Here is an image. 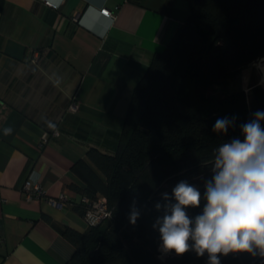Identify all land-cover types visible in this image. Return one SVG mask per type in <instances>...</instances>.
<instances>
[{
    "label": "crops",
    "instance_id": "0c3cea01",
    "mask_svg": "<svg viewBox=\"0 0 264 264\" xmlns=\"http://www.w3.org/2000/svg\"><path fill=\"white\" fill-rule=\"evenodd\" d=\"M51 1L0 6V264L67 262L61 230L92 222L72 165L91 147L114 153L133 87L189 12V0ZM26 178L67 200L27 201Z\"/></svg>",
    "mask_w": 264,
    "mask_h": 264
},
{
    "label": "trees",
    "instance_id": "16d2710c",
    "mask_svg": "<svg viewBox=\"0 0 264 264\" xmlns=\"http://www.w3.org/2000/svg\"><path fill=\"white\" fill-rule=\"evenodd\" d=\"M2 0H0V6ZM166 47L152 55L133 87L114 153L89 148L72 171L71 187L88 200L102 199L110 215L80 231L61 233L74 252L63 264H206L194 252L159 257V233L151 227L160 193L187 179L203 193L213 152L241 135L239 125L264 110V88L215 94L243 66L264 57V0H189V12ZM235 117L227 134L213 132L217 118ZM264 126V122H262ZM141 217L127 214L133 197ZM85 215L82 200L76 206ZM200 209H190L194 216ZM221 264H260L246 253Z\"/></svg>",
    "mask_w": 264,
    "mask_h": 264
},
{
    "label": "clouds",
    "instance_id": "9594fccd",
    "mask_svg": "<svg viewBox=\"0 0 264 264\" xmlns=\"http://www.w3.org/2000/svg\"><path fill=\"white\" fill-rule=\"evenodd\" d=\"M59 81H57L58 83ZM264 110L239 125L243 139L234 137L213 152L210 177L203 179V193L187 179L171 192H161L151 225L159 233L158 251L183 256H207L206 264H221V257L246 253L264 264ZM235 117L217 118L213 132L227 134ZM11 135V127L3 129ZM200 209L196 215L190 209ZM141 209L135 196L128 222L135 226Z\"/></svg>",
    "mask_w": 264,
    "mask_h": 264
},
{
    "label": "built area",
    "instance_id": "2783aa9c",
    "mask_svg": "<svg viewBox=\"0 0 264 264\" xmlns=\"http://www.w3.org/2000/svg\"><path fill=\"white\" fill-rule=\"evenodd\" d=\"M45 4L56 8V4L51 0H44ZM100 12L107 17L112 16L111 10L106 7L100 9ZM78 13L72 16L74 21H77ZM72 107V106H71ZM21 192H23L25 199L27 201H31L33 199H45L49 203L54 205H62L67 200L66 195L60 194L57 198L47 197L46 192L38 181L33 180V178H26L21 186ZM82 202H84L86 206V212L84 213L86 217L91 218L93 223L99 222L102 219L108 217L110 215L109 210L106 208V205L102 199L98 200H88V198H81Z\"/></svg>",
    "mask_w": 264,
    "mask_h": 264
},
{
    "label": "rangeland",
    "instance_id": "374dc122",
    "mask_svg": "<svg viewBox=\"0 0 264 264\" xmlns=\"http://www.w3.org/2000/svg\"><path fill=\"white\" fill-rule=\"evenodd\" d=\"M260 60L255 59L254 62L242 67L235 78H231L227 83L216 87L215 94H225L235 89H245L248 95L251 94V88L259 85L264 88V64ZM160 252V251H159ZM167 255L159 253L161 259H165Z\"/></svg>",
    "mask_w": 264,
    "mask_h": 264
},
{
    "label": "bare ground",
    "instance_id": "6f19581e",
    "mask_svg": "<svg viewBox=\"0 0 264 264\" xmlns=\"http://www.w3.org/2000/svg\"><path fill=\"white\" fill-rule=\"evenodd\" d=\"M258 60H260L259 64H260V63L264 64V57H261V58H259Z\"/></svg>",
    "mask_w": 264,
    "mask_h": 264
}]
</instances>
